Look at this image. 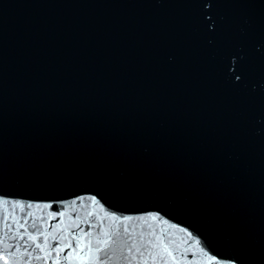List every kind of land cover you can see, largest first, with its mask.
<instances>
[{
  "label": "water",
  "instance_id": "obj_1",
  "mask_svg": "<svg viewBox=\"0 0 264 264\" xmlns=\"http://www.w3.org/2000/svg\"><path fill=\"white\" fill-rule=\"evenodd\" d=\"M5 261L264 264V0H0Z\"/></svg>",
  "mask_w": 264,
  "mask_h": 264
},
{
  "label": "snow or ice",
  "instance_id": "obj_2",
  "mask_svg": "<svg viewBox=\"0 0 264 264\" xmlns=\"http://www.w3.org/2000/svg\"><path fill=\"white\" fill-rule=\"evenodd\" d=\"M22 207V206H21ZM28 208H31L32 205H28L27 206ZM45 207H49V205H45ZM30 214V213H29ZM53 218H55V216H53ZM33 227H36L35 225V222L33 223ZM37 232H39V229L37 228ZM40 235H43V233H40ZM104 235L107 237V239L105 240V244L108 243V240H111L112 241V244L113 245H117V244H124L126 245L127 244V240L124 239L123 237H121L118 233L116 232H113L111 234L109 233H104ZM30 239H32L33 241L36 240V237L35 236H31ZM53 239H55V237H53ZM159 239V238H158ZM45 242H47V237H45ZM37 247H40L39 245H36ZM65 247H68V248H71L72 247V244L71 242H68L66 245H63V246H60V247H57V249L55 250L56 251V256L58 257L60 255L61 252L64 251V248ZM44 249H41V251H43ZM129 251H131V247H129L128 249ZM137 251H139V249H137ZM141 255H143V253H141ZM169 255H171L169 253ZM5 264H7V261H5ZM56 264H59V261L56 262Z\"/></svg>",
  "mask_w": 264,
  "mask_h": 264
}]
</instances>
